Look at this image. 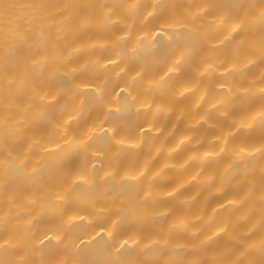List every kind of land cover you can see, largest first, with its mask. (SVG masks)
Returning a JSON list of instances; mask_svg holds the SVG:
<instances>
[{
    "label": "bare ground",
    "instance_id": "bare-ground-1",
    "mask_svg": "<svg viewBox=\"0 0 264 264\" xmlns=\"http://www.w3.org/2000/svg\"><path fill=\"white\" fill-rule=\"evenodd\" d=\"M0 264H264V0H0Z\"/></svg>",
    "mask_w": 264,
    "mask_h": 264
}]
</instances>
